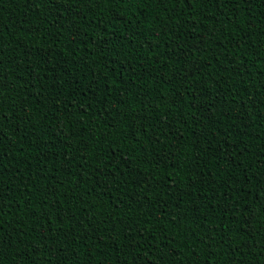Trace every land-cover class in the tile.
<instances>
[{
	"label": "trees",
	"instance_id": "obj_1",
	"mask_svg": "<svg viewBox=\"0 0 264 264\" xmlns=\"http://www.w3.org/2000/svg\"><path fill=\"white\" fill-rule=\"evenodd\" d=\"M0 264H264V0H0Z\"/></svg>",
	"mask_w": 264,
	"mask_h": 264
}]
</instances>
